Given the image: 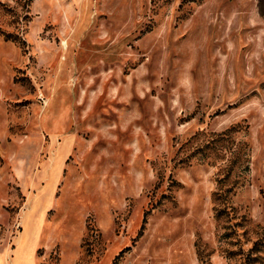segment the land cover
<instances>
[{
  "label": "rangeland",
  "instance_id": "obj_1",
  "mask_svg": "<svg viewBox=\"0 0 264 264\" xmlns=\"http://www.w3.org/2000/svg\"><path fill=\"white\" fill-rule=\"evenodd\" d=\"M0 264H264V0H0Z\"/></svg>",
  "mask_w": 264,
  "mask_h": 264
}]
</instances>
